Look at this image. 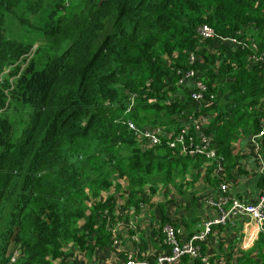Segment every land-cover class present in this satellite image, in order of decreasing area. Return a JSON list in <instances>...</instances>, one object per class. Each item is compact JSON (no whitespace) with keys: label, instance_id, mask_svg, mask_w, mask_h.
Wrapping results in <instances>:
<instances>
[{"label":"trees","instance_id":"1","mask_svg":"<svg viewBox=\"0 0 264 264\" xmlns=\"http://www.w3.org/2000/svg\"><path fill=\"white\" fill-rule=\"evenodd\" d=\"M9 14L21 34L39 31L33 53L7 34ZM189 68L198 102L179 84ZM202 114L213 157L166 136L146 144L129 126L198 144L185 120ZM261 130L264 0H0V264H63L70 244L107 245L159 187L193 184L205 164L216 177L217 161L226 179L235 141ZM253 252L236 264H262Z\"/></svg>","mask_w":264,"mask_h":264},{"label":"crops","instance_id":"2","mask_svg":"<svg viewBox=\"0 0 264 264\" xmlns=\"http://www.w3.org/2000/svg\"><path fill=\"white\" fill-rule=\"evenodd\" d=\"M258 138L261 142H256L250 134L235 141L232 153L237 160L226 177L228 192L246 203L257 202L264 189V138ZM208 165L199 169L198 179L193 184L176 189L159 187L152 200L144 204L138 216L131 221L137 231L124 221L118 223L119 238L93 251L70 244L62 255L63 264H122L129 253L139 258L154 259L167 250L161 237L163 223L159 203L163 204L167 222L180 228L181 239L202 229L207 220L218 215L212 201L219 194L220 181L209 171ZM203 246L209 264H236L240 251H254L253 259L261 261L264 252V216L255 223L244 215H234L226 224L215 225ZM173 264L195 263L194 258H187Z\"/></svg>","mask_w":264,"mask_h":264},{"label":"built area","instance_id":"3","mask_svg":"<svg viewBox=\"0 0 264 264\" xmlns=\"http://www.w3.org/2000/svg\"><path fill=\"white\" fill-rule=\"evenodd\" d=\"M199 32L204 38L218 37L215 31L208 25H202L199 28ZM219 38L222 40L225 39L223 37ZM228 39L233 43H237V41L233 38ZM194 60L195 57L193 54H191L189 58V63L193 64ZM179 84L187 85L190 87V96L195 101L198 102L202 99V92L205 89V86L202 81L198 78L193 68H189L181 75L179 79ZM208 118V114H202L197 117L189 116L185 120V123H189L199 133L200 142L198 144L189 142L188 140H191V137H189L187 140L185 134L183 133L174 135L172 138L168 137V134L165 132L163 126H146L141 130L136 129L131 123H129V126L134 129L138 134H140V137L144 140L146 144H159L161 142L162 136H166L168 139H170L168 141V144L170 146L181 145V148L184 152H204L207 157H213L214 150L210 146L209 137L204 135L202 132V130L206 127ZM262 135L263 130L255 134L253 138L254 140H256V138L261 137ZM215 175L218 179L221 180L219 183V194L217 198L212 201V204L218 210L217 216L211 218L210 220H207L203 224L202 229L191 234L186 239L180 238L181 230L179 227L170 224L163 225L161 231L164 235L163 241L167 246L166 251L161 252L154 259L139 258L137 255L129 253L126 255V258L124 259L122 264H173L181 260L184 256L199 259L202 264H209L210 261L208 257L206 255L200 254L199 243L205 241L206 237L215 225L226 224L229 221L230 217L234 215H244L248 217L249 220L255 221V223H258L263 218L264 189L257 202L246 203L228 192V182L225 178H223L222 165L220 161L216 162ZM129 225L131 229L133 228L137 231V229L133 226V223L129 222ZM262 264H264V252L262 257Z\"/></svg>","mask_w":264,"mask_h":264},{"label":"rangeland","instance_id":"4","mask_svg":"<svg viewBox=\"0 0 264 264\" xmlns=\"http://www.w3.org/2000/svg\"><path fill=\"white\" fill-rule=\"evenodd\" d=\"M74 3H76V5H80L79 1H75ZM74 3L71 4L70 12L76 10ZM16 19L17 17L12 14H9L7 16L6 23H5L7 27V30H6L7 34L9 36L22 39L26 42H31L32 47H31L30 52L33 53L34 50L37 48V46L43 43V39L40 36V33L36 27H32L27 32L21 34L20 31L18 30L19 25L17 24ZM37 21L38 20L35 21V26L37 25ZM20 125H22V127L24 126L22 123Z\"/></svg>","mask_w":264,"mask_h":264},{"label":"clouds","instance_id":"5","mask_svg":"<svg viewBox=\"0 0 264 264\" xmlns=\"http://www.w3.org/2000/svg\"><path fill=\"white\" fill-rule=\"evenodd\" d=\"M165 225V224H164ZM173 226H175V225H173ZM163 227V226H162ZM199 231V230H198ZM193 234V233H192Z\"/></svg>","mask_w":264,"mask_h":264}]
</instances>
